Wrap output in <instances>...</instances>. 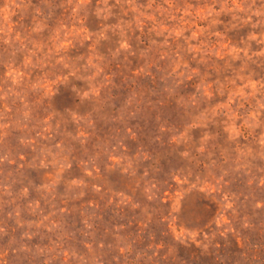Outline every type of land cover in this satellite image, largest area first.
I'll return each mask as SVG.
<instances>
[{
	"label": "rangeland",
	"instance_id": "obj_1",
	"mask_svg": "<svg viewBox=\"0 0 264 264\" xmlns=\"http://www.w3.org/2000/svg\"><path fill=\"white\" fill-rule=\"evenodd\" d=\"M0 264H264V0H0Z\"/></svg>",
	"mask_w": 264,
	"mask_h": 264
}]
</instances>
